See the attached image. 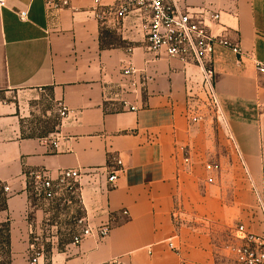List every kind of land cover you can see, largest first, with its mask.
Segmentation results:
<instances>
[{
    "label": "crops",
    "instance_id": "1",
    "mask_svg": "<svg viewBox=\"0 0 264 264\" xmlns=\"http://www.w3.org/2000/svg\"><path fill=\"white\" fill-rule=\"evenodd\" d=\"M168 1L204 14L214 37L240 49L216 44L212 57L233 168L228 154L212 153L211 131L197 120L196 96L206 93L200 69L150 53L134 14L116 24L114 16L97 19L92 0H71L51 18L44 0L0 4V92L49 91L70 111L48 138L23 137L13 120L0 118V185L10 189L0 225L9 231V264H31L47 213L32 204L31 182L43 171L56 178L80 169L78 214L93 228L112 227L101 242L53 240L38 264H240L232 249L245 241L236 229L262 234L264 74L256 63L264 64V0ZM105 32L121 44H106ZM129 66L134 73L126 76ZM209 164L219 171H206ZM180 204L176 228L172 212ZM176 234L179 254L167 247Z\"/></svg>",
    "mask_w": 264,
    "mask_h": 264
},
{
    "label": "built area",
    "instance_id": "2",
    "mask_svg": "<svg viewBox=\"0 0 264 264\" xmlns=\"http://www.w3.org/2000/svg\"><path fill=\"white\" fill-rule=\"evenodd\" d=\"M94 13L97 19L103 21L108 16H114L115 23L123 22L131 14L141 22L144 39L148 51L156 56L161 54L177 59L185 65L195 66L201 71L202 82L213 103L217 107L214 90V66L213 51L216 44L230 47L235 53L240 51L237 45L228 40L214 37L207 25L204 14L191 13L187 8L178 7L173 1L168 0H119L116 5L106 6L104 0H92ZM4 4V0H0ZM46 15L51 18L56 12L71 6V0H44ZM21 20H25L27 12H19ZM214 21L219 20V15L213 16ZM132 50H129V53ZM256 70L264 74V64L257 62ZM134 73L131 66L124 69V75ZM126 104V103H125ZM132 111H136L131 107ZM60 119L68 117L70 111L60 104L58 106ZM122 166V162L117 160ZM219 165L209 164L206 171H219ZM119 171H114L108 177V182L115 184ZM82 171L80 169L61 170L56 178H52L47 172H38L31 182V193L36 201L46 208V217L42 232L37 234L30 246L32 252L31 264H38V260L46 252V244L53 240L60 241L67 236L74 246L81 245L85 240L94 238L98 242L105 240L111 231V223L102 224L97 228L89 225L79 211H83V201L80 190ZM209 183L213 180L209 179ZM2 186V185H1ZM10 189L2 186V194L6 195ZM258 207L262 217V234L249 233L243 226L236 232L243 237L244 243L233 247L232 252L240 264H264V199H258ZM182 205H176L172 212V220L176 228L182 222ZM128 215L127 211H123ZM69 224L68 229L58 230V225ZM56 230V231H54ZM49 235V236H48ZM43 236H46L45 242ZM178 234L167 241L170 251L179 254L181 248L177 246ZM50 239V241L48 240ZM2 242H0V262L2 258ZM105 264H123L121 259H113Z\"/></svg>",
    "mask_w": 264,
    "mask_h": 264
},
{
    "label": "rangeland",
    "instance_id": "3",
    "mask_svg": "<svg viewBox=\"0 0 264 264\" xmlns=\"http://www.w3.org/2000/svg\"><path fill=\"white\" fill-rule=\"evenodd\" d=\"M104 37L106 44H121L119 38L111 32H105ZM203 92L196 96L197 120H201L202 123L206 122V131H211L212 153L228 154L229 168H233L234 161L231 154H235L234 145L226 136L222 116L210 94L207 91ZM0 118L13 120L23 137H51L56 133L60 124L58 104L52 99L49 91L43 93L31 90L0 92ZM228 198L230 199V196ZM256 208L259 211L257 204ZM68 226L69 224L64 221L61 226L58 225V230L60 232L61 229L67 230ZM2 236V228H0V242L3 240ZM43 238L45 242V236ZM63 239L68 240L69 238L65 236Z\"/></svg>",
    "mask_w": 264,
    "mask_h": 264
},
{
    "label": "trees",
    "instance_id": "4",
    "mask_svg": "<svg viewBox=\"0 0 264 264\" xmlns=\"http://www.w3.org/2000/svg\"><path fill=\"white\" fill-rule=\"evenodd\" d=\"M30 194H31V201L32 204H37V201L35 199V197L32 195L31 190H30ZM0 197H2L0 199V212L5 211L6 210V196L2 194V186L0 185ZM0 228H2V244L4 245L2 248V258L3 260L0 262V264H9V231H8V227L7 224H1Z\"/></svg>",
    "mask_w": 264,
    "mask_h": 264
}]
</instances>
